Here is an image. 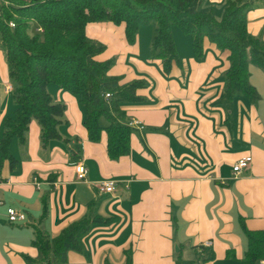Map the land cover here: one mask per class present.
I'll use <instances>...</instances> for the list:
<instances>
[{
  "label": "crops",
  "instance_id": "obj_1",
  "mask_svg": "<svg viewBox=\"0 0 264 264\" xmlns=\"http://www.w3.org/2000/svg\"><path fill=\"white\" fill-rule=\"evenodd\" d=\"M229 1L205 0L203 8L220 20ZM245 13L248 32L260 42L249 47L264 57V0H251ZM153 26L147 42L140 27L136 41H128L124 22L86 27L105 46L96 58L111 60L107 74L121 83L141 82L137 100H125L119 111L109 105L100 118L103 126L113 118L143 122V128L133 127L128 154L110 157L105 130L92 140L85 106L56 82L48 89L66 104L59 137L44 142L33 118L25 139L10 140L8 155L0 144V264L45 261L39 232L54 240L71 222L94 214L103 221L84 233L83 250L70 249L56 264H250L246 230H264V67L249 65L257 99L242 92L230 97L227 48L206 37L198 53L192 34L182 47L174 34L181 60L166 72L163 58L151 54ZM0 38L1 138L6 116H14L18 105ZM246 155L253 157L250 165L235 175L234 162ZM72 160L88 166L87 180L78 179ZM106 178L124 182L101 193L97 182ZM11 206L26 219L11 222Z\"/></svg>",
  "mask_w": 264,
  "mask_h": 264
},
{
  "label": "trees",
  "instance_id": "obj_2",
  "mask_svg": "<svg viewBox=\"0 0 264 264\" xmlns=\"http://www.w3.org/2000/svg\"><path fill=\"white\" fill-rule=\"evenodd\" d=\"M204 1L0 0V34L7 49L18 105L14 116L5 119L6 128L0 138L2 154H9L8 145L13 137L25 139L33 118L42 127L44 142L59 137L58 126L66 104L54 99L48 89L51 82L79 97L87 110L85 125L92 140H99L103 130L107 132L110 157L116 159L130 152L133 127L114 118L103 126L100 118L109 113V105L119 111L125 100H137L141 82L121 83L120 77L107 74L111 60L96 58L105 46L87 35L86 27L92 21L124 22L127 39L134 42L140 23L155 19L151 54L163 58L166 72L174 61L181 60L173 34L175 24L192 34L198 53L208 37L230 51L227 95L242 92L249 100L257 99L259 93L250 81L249 65L255 62L264 67V57L249 47V43L260 44L246 26L245 12L251 0H230L220 20L203 8ZM106 91L112 93L111 97H105ZM102 221L100 214L85 216L68 224L54 240L39 232L36 242L45 261L36 264L64 262L70 249L83 250L82 236L93 224ZM246 234L249 239L246 259L257 264L264 259V230L247 229ZM127 253L131 263L130 250Z\"/></svg>",
  "mask_w": 264,
  "mask_h": 264
},
{
  "label": "built area",
  "instance_id": "obj_3",
  "mask_svg": "<svg viewBox=\"0 0 264 264\" xmlns=\"http://www.w3.org/2000/svg\"><path fill=\"white\" fill-rule=\"evenodd\" d=\"M10 24L12 26H15V22L11 21ZM39 30H43L41 27ZM105 97L109 98L111 97L112 93L110 91L105 92ZM128 124L132 127L134 126H140L141 128L144 127L143 122L140 119H133ZM252 155H246L241 158H239L237 161L233 164V172L235 175L240 174L245 168H247L251 161H252ZM72 164L75 165L77 177L80 180H87V174H88V167L84 164L83 161H72ZM1 182V179H0ZM124 181L121 179L116 178H106L103 180H100L97 182V186L101 192H114L117 190V188L122 184ZM127 184V183H126ZM26 213L24 211L18 210L15 207H9L8 208V218L11 222H16L19 220H25L26 219ZM205 245L209 246L212 245L211 240H206L204 242ZM261 264H264V260L260 261Z\"/></svg>",
  "mask_w": 264,
  "mask_h": 264
},
{
  "label": "rangeland",
  "instance_id": "obj_4",
  "mask_svg": "<svg viewBox=\"0 0 264 264\" xmlns=\"http://www.w3.org/2000/svg\"><path fill=\"white\" fill-rule=\"evenodd\" d=\"M153 25H156V20L155 19H152V20H150V21H145V22H141L140 23V28H142L141 29V32H143V35H144V39H143V41L142 42H147L146 41V33H151L152 32V30L154 31L155 30V28H154V26ZM173 30H174V32H173V34H175V37H176V40H177V42H179V44H180V47H182L181 45H182V43L181 42H191V40H192V36H191V34H188V33H185V32H183V30L178 26V25H174L173 26ZM180 36H182L183 37V40L181 39V37ZM1 39V38H0ZM187 40V41H186ZM183 49V48H182ZM105 94V93H104ZM131 120H129L128 122H130ZM128 124V123H127ZM129 125V124H128ZM72 161H77V160H72ZM71 161V162H72ZM85 164V163H84ZM86 165V164H85ZM87 166V165H86ZM88 167V166H87ZM117 179V178H116ZM121 185V184H120ZM98 187V186H97ZM120 187V186H119ZM118 187V188H119ZM117 188V189H118ZM98 190H99V188H98ZM100 191V190H99ZM101 192V191H100ZM115 192V191H114ZM101 193H104V192H101Z\"/></svg>",
  "mask_w": 264,
  "mask_h": 264
}]
</instances>
